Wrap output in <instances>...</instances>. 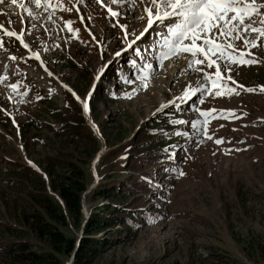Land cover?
<instances>
[{"label":"rangeland","instance_id":"1","mask_svg":"<svg viewBox=\"0 0 264 264\" xmlns=\"http://www.w3.org/2000/svg\"><path fill=\"white\" fill-rule=\"evenodd\" d=\"M30 7L32 15L0 8V24L25 34L27 43L0 31L5 36L0 47V244L18 238L40 243L31 232H3V223L29 230L11 215V198L20 195L22 203L27 197L24 188L10 183L21 179L13 169L27 164L44 175L46 160L70 150L71 160L79 163L92 146L68 141L62 151L54 131L81 116L99 139L96 157L114 152L102 161V170L114 163L117 172L146 182L141 186L135 179L141 191L127 197L130 204H141L134 206L143 214L139 224L107 231L117 240L106 244L93 264H264V38L251 49L254 57H247L259 63L233 64L230 73H223L235 81H223L234 94L216 96L219 88L212 95L189 94L206 83L204 72L216 68H207V61L189 67L188 53L165 59L171 22L145 31L144 5L132 10L126 3L117 9L122 13L118 21L97 0H64L71 10L57 9L51 19L52 9ZM69 21L73 31L66 26ZM120 25L134 35L125 38ZM236 44L243 49L242 40ZM22 45L35 55L25 54ZM74 95L88 101L86 112ZM213 109L218 118L194 126L205 119L200 111ZM103 131L111 135L108 145ZM93 162L82 161L89 172L87 191L98 180ZM83 205L85 213L89 202Z\"/></svg>","mask_w":264,"mask_h":264},{"label":"trees","instance_id":"2","mask_svg":"<svg viewBox=\"0 0 264 264\" xmlns=\"http://www.w3.org/2000/svg\"><path fill=\"white\" fill-rule=\"evenodd\" d=\"M76 112H80L79 108ZM83 127L88 130H83ZM55 130V136L61 138L62 151L69 142L83 146L90 144L92 147L78 157L79 163L71 160V150L60 153L58 157H50L46 160L44 175L27 164L19 165L16 171L13 169L14 175L21 179L19 182L10 179V183L20 190L24 188L27 197L22 203L18 202L22 199L20 195L15 194L11 198L14 206L11 215L14 214V219L29 230L3 223V232L11 235L31 232L42 244H34L23 238L5 241L0 244V264H65L67 261L70 264H93L103 247L117 240L116 236L112 237L115 234L106 236L107 231L121 232L133 224H139L138 220L143 216L141 210L134 208L141 204H130L127 197L141 191L135 179L143 182L141 186H145L146 182L136 178L137 175L117 172L114 163L106 171L100 167L104 159L108 160L114 155L113 151L101 153L97 158L94 165L98 181L87 191L89 172L82 161L89 164L95 159L100 142L81 116L78 122H66L62 127L56 126ZM101 134L108 145L111 135L104 131ZM140 163L137 162L138 167ZM124 169H127V165H124ZM85 201L89 202V206L83 213ZM71 227L78 228L77 233L65 232L64 229L70 230ZM261 249L264 248L261 246Z\"/></svg>","mask_w":264,"mask_h":264},{"label":"snow or ice","instance_id":"3","mask_svg":"<svg viewBox=\"0 0 264 264\" xmlns=\"http://www.w3.org/2000/svg\"><path fill=\"white\" fill-rule=\"evenodd\" d=\"M12 4H18L24 8L28 15H32L28 11V5L43 7L45 11L52 9L48 19L58 9L60 11H70L64 7V0H11ZM71 3L72 0H69ZM4 0H0L3 4ZM76 3H83V0H76ZM103 8H105L112 18H118L122 15L117 9L123 7L126 3L134 10L137 3L144 5L143 12L146 13L147 26L145 31L152 28L157 22L170 21L169 26V41L167 42V51L164 52V58L177 57L184 53L191 56L189 67L197 65H205L206 67H215V73L204 72L203 80L206 83H201L199 88L191 89L189 94H195L196 91L213 94V89L219 88L216 91V96L231 95L235 93L234 88L227 87L223 81L232 80L231 75L225 76L223 73L232 71L230 65L250 66L259 63V60L246 57L253 56L252 48L260 46V40L264 38V4L258 0H97ZM115 6V7H114ZM75 7V4H73ZM78 10V9H77ZM258 17L257 19H254ZM145 19V16H141ZM9 23H15L9 20ZM72 22H66L69 31ZM115 26V25H113ZM125 32V38L134 33H129L126 25H120ZM0 31L9 37H16L23 44L22 36L15 31H10L0 24ZM256 34V38L252 39V34ZM139 39V37H137ZM243 41V49L238 48L236 42ZM199 41V43H197ZM134 43V41H133ZM27 47V45H24ZM0 47H3V40H0ZM132 47V44H129ZM203 57L200 59L199 57ZM215 57V59H213ZM39 59L38 56L35 57ZM12 59H15L12 57ZM223 65V70H222ZM196 71L203 72V68H194ZM3 79H7L4 77ZM13 91H17V86H11ZM243 87V86H240ZM261 91H264V86H261ZM245 91L253 92L255 89L246 88ZM187 95V94H186ZM202 102V101H201ZM163 107V106H162ZM85 111L88 106L85 103ZM199 111V110H198ZM216 110L200 111V116L204 117L203 123L207 125L210 118L215 119L212 115ZM228 116H234V113L228 112ZM224 118V117H220ZM183 123V122H182ZM200 121H197L194 126H198ZM211 139V137H208ZM223 141L217 140L216 143ZM183 174V173H181Z\"/></svg>","mask_w":264,"mask_h":264},{"label":"bare ground","instance_id":"4","mask_svg":"<svg viewBox=\"0 0 264 264\" xmlns=\"http://www.w3.org/2000/svg\"><path fill=\"white\" fill-rule=\"evenodd\" d=\"M20 2L21 3H23V1L22 0H20ZM31 5H28V11H30L31 13H32V9H31V7H30ZM3 8V9H5L6 11H9L8 13L9 14H15L16 12H21V13H23V14H25V13H27L28 14V12H26L25 10H24V8H21V7H19V5L18 4H16V5H14V4H12V2H11V0H4V3L3 4H0V8ZM4 26V25H3ZM4 28H5V26H4ZM8 30H10V31H13V30H11V29H8ZM17 33V32H16ZM22 36V39H23V43L24 44H27L26 42H25V38H26V36H25V34H23V35H21ZM22 47L24 48V46L22 45ZM26 48V50H27V52L28 53H26L25 52V54H28V55H31V56H33V55H35L32 51H31V49L29 48V46H27V47H25ZM24 48V49H25ZM171 59H173V57H171V58H169L168 60H171ZM174 62L175 61H177V59H174L173 60ZM180 63V62H179ZM186 63V62H185ZM188 63V62H187ZM181 64V63H180ZM172 67L174 66V68L173 69H177V67H178V65H176V64H174V65H171ZM170 66V67H171ZM181 66V65H180ZM46 67V66H45ZM172 70V69H171ZM47 72V71H46ZM174 72H175V70H174ZM65 87V86H64ZM71 92H72V90H70ZM75 96V99L77 100V101H79L80 102V104H82L83 105V107H84V105H85V103L87 104V106H88V103H87V101L86 100H82L81 98H78L76 95H74ZM85 110V109H84ZM86 112V111H85ZM89 115V114H88ZM88 115H85L87 118H88Z\"/></svg>","mask_w":264,"mask_h":264},{"label":"water","instance_id":"5","mask_svg":"<svg viewBox=\"0 0 264 264\" xmlns=\"http://www.w3.org/2000/svg\"><path fill=\"white\" fill-rule=\"evenodd\" d=\"M88 102V101H87ZM85 119H87V121H89V119L87 118V117H85ZM96 127V126H95ZM95 132L97 133V134H99L98 132H97V128H95ZM96 160H97V157L94 159V162H93V165L96 163ZM97 179H95V183H93V185L91 186V187H94L95 186V184L97 183ZM69 264H70V262H69Z\"/></svg>","mask_w":264,"mask_h":264}]
</instances>
